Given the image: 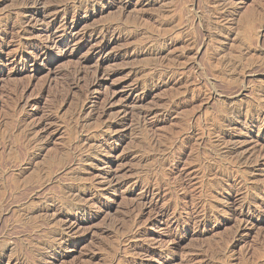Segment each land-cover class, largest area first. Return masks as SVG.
<instances>
[{"label":"rangeland","instance_id":"obj_1","mask_svg":"<svg viewBox=\"0 0 264 264\" xmlns=\"http://www.w3.org/2000/svg\"><path fill=\"white\" fill-rule=\"evenodd\" d=\"M0 264H264V0H0Z\"/></svg>","mask_w":264,"mask_h":264}]
</instances>
